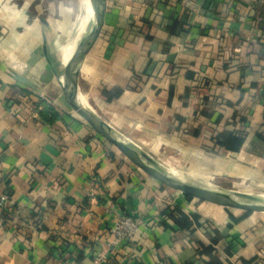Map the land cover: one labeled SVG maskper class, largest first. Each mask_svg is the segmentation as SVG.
<instances>
[{"label":"crops","instance_id":"0c3cea01","mask_svg":"<svg viewBox=\"0 0 264 264\" xmlns=\"http://www.w3.org/2000/svg\"><path fill=\"white\" fill-rule=\"evenodd\" d=\"M0 2V264H91L122 213L141 223L109 264H249L263 255L256 212L157 182L66 103L57 75L80 25L68 45L65 12ZM101 2L78 75L86 107L178 171L264 179V140L255 133L264 132V0ZM44 105L58 117L44 121ZM240 126L248 130L235 152L205 150L193 137ZM179 213L190 227L178 224Z\"/></svg>","mask_w":264,"mask_h":264},{"label":"water","instance_id":"95a60500","mask_svg":"<svg viewBox=\"0 0 264 264\" xmlns=\"http://www.w3.org/2000/svg\"><path fill=\"white\" fill-rule=\"evenodd\" d=\"M91 18L84 31L80 34L79 43L57 75L62 89L63 97L71 109L85 120L90 128L117 148L133 165L152 177L157 182L179 191L185 195L204 200L219 206L242 211H264V192L258 193H217L206 188L193 178L184 177L181 172L168 166L153 155L126 142L103 119L78 100V75L83 60L92 44L100 20L101 0H88ZM18 82L31 86V82L19 74H13ZM170 170L178 172L182 177L176 176Z\"/></svg>","mask_w":264,"mask_h":264},{"label":"rangeland","instance_id":"374dc122","mask_svg":"<svg viewBox=\"0 0 264 264\" xmlns=\"http://www.w3.org/2000/svg\"><path fill=\"white\" fill-rule=\"evenodd\" d=\"M17 1L18 0H4L5 3H10V4H13ZM29 2L32 4L39 3L41 5L43 14H48V9L50 10V8H52V11H54L55 13H59L58 9L63 11V13L65 12L66 16L69 19L66 22L69 27V32L67 33V40H69L68 45H70L71 43H74V41L76 40V33H77L76 31L77 29H79V25L82 26V21H81V24L79 23L80 17L84 14L81 0H56V1L54 0H48V1L47 0H29ZM55 19H59V18L55 17ZM158 155L159 154L157 153L156 156ZM164 163L178 170L175 167V165H173L172 162H171L172 164L167 161ZM182 170L183 171H180V170L179 171L182 173L184 177L189 176L192 178L194 176L193 179L199 184L201 185L206 184L208 186H212L214 189L222 191L223 193L230 192V193H251L252 194V193H258V192H264V179L257 178V177L256 178L250 177V176H247V174L243 177L242 175H240L241 173H238L239 175L235 177L234 175H225L222 172L213 174L207 171L205 172L204 171H193L188 168H185ZM189 174H192V176H190ZM229 210L233 212H242V211H236L232 208H229ZM248 212H252V211H248ZM253 212H256V211H253ZM256 214H258V216H260L264 220V212H256Z\"/></svg>","mask_w":264,"mask_h":264},{"label":"trees","instance_id":"16d2710c","mask_svg":"<svg viewBox=\"0 0 264 264\" xmlns=\"http://www.w3.org/2000/svg\"><path fill=\"white\" fill-rule=\"evenodd\" d=\"M263 45H264V42H263ZM261 59L263 61L262 75H263V80H264V54L261 56ZM208 81L210 82V80L204 78L201 85L207 86L209 83ZM261 97H262V100H264V94ZM40 115L44 121L46 120L48 122L53 121L54 119L58 117V115L54 112V110L51 109L47 105H44L43 110L41 111ZM263 122H264V119H263ZM245 127L246 126L244 127L240 126L233 132H225V131L216 132L215 134H212L211 136H208V137L204 136L200 131L197 130L194 132L193 137L196 138L197 144L205 150H208V151L216 150L217 152L225 150V151L235 152L239 150V148L243 145L245 141L247 130H248ZM255 133L257 136H259L260 138L264 140V132H260L259 130H257V132ZM109 155L111 156L112 154L109 153ZM242 212H243V215L250 213L248 211H242ZM178 215L180 219L178 220V224L182 227H190L191 223L188 220V218L183 213H179ZM247 262L249 264H253V263L254 264H264V251L261 257H257V255H255L254 257L248 259Z\"/></svg>","mask_w":264,"mask_h":264},{"label":"built area","instance_id":"2783aa9c","mask_svg":"<svg viewBox=\"0 0 264 264\" xmlns=\"http://www.w3.org/2000/svg\"><path fill=\"white\" fill-rule=\"evenodd\" d=\"M6 197L0 196V206L5 204ZM140 221L134 219L127 213L120 214L117 219L107 229V246L106 251L97 252L91 264H109V258L114 247L118 246L124 241L131 239L137 232ZM65 264H80L74 259L68 260Z\"/></svg>","mask_w":264,"mask_h":264},{"label":"bare ground","instance_id":"6f19581e","mask_svg":"<svg viewBox=\"0 0 264 264\" xmlns=\"http://www.w3.org/2000/svg\"><path fill=\"white\" fill-rule=\"evenodd\" d=\"M48 1V0H47ZM54 1H56V0H54ZM46 2V1H45ZM56 3V2H55ZM85 3H86V9H85V12H84V16H83V18H82V26H81V33L84 31V28L87 26V24H88V22L90 21V18H91V10H90V7H89V4H88V0H85ZM54 5V4H53ZM55 6V5H54ZM69 55V54H68ZM68 55H66L65 54V59L68 57ZM64 59V60H65ZM68 60V59H67ZM66 60V61H67ZM66 61L63 63V65H62V67L64 66V64L66 63ZM80 99L84 102V103H86L85 102V98L84 97H80ZM79 98H78V100H79V102L82 104V105H84V106H86L81 100H80ZM130 145V144H129ZM131 146V145H130ZM173 174H175L176 176H180V177H182L178 172H175V171H172V170H170ZM194 177V176H193ZM199 179V178H198ZM204 186L206 187V188H209V189H213V190H215L217 193H221V194H225V193H223L222 191H219V190H217V189H214L213 187H210V186H207V185H205L204 184Z\"/></svg>","mask_w":264,"mask_h":264}]
</instances>
